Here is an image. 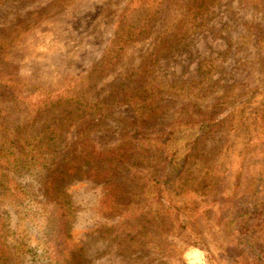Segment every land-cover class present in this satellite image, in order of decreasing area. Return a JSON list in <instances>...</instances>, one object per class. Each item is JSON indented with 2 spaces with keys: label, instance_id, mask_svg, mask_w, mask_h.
<instances>
[{
  "label": "rangeland",
  "instance_id": "374dc122",
  "mask_svg": "<svg viewBox=\"0 0 264 264\" xmlns=\"http://www.w3.org/2000/svg\"><path fill=\"white\" fill-rule=\"evenodd\" d=\"M1 149L0 264H264V0H0Z\"/></svg>",
  "mask_w": 264,
  "mask_h": 264
},
{
  "label": "trees",
  "instance_id": "16d2710c",
  "mask_svg": "<svg viewBox=\"0 0 264 264\" xmlns=\"http://www.w3.org/2000/svg\"><path fill=\"white\" fill-rule=\"evenodd\" d=\"M45 93H47L49 96L51 95L50 90H45ZM47 151L43 149H32L28 150L27 152H18L17 155V163H46L47 159L45 157V154L47 156H52L55 154L53 151H50V149H46ZM0 151H3L2 149ZM29 155V156H28ZM1 156V153H0ZM4 157V156H2ZM41 158V159H40ZM47 186L52 185V181H46ZM14 190H18L17 188H13ZM48 189V187H47ZM3 190L8 191L9 189L6 187H3ZM5 195H1L0 200L4 202ZM11 203L17 202L18 200L16 198L10 199ZM10 202V201H9ZM39 210L41 212V215L44 217V224L49 225V231L48 233L50 239V247L55 248L60 243V238L63 234V228H64V217L62 216L63 208L59 206V203L56 201L53 202L50 206V209L48 210L46 207L41 206L39 207Z\"/></svg>",
  "mask_w": 264,
  "mask_h": 264
}]
</instances>
